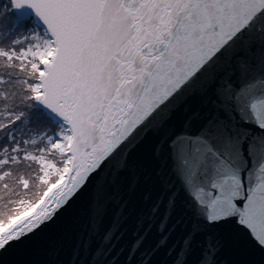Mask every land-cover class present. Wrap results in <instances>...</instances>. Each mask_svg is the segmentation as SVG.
<instances>
[{
    "label": "snow or ice",
    "instance_id": "snow-or-ice-1",
    "mask_svg": "<svg viewBox=\"0 0 264 264\" xmlns=\"http://www.w3.org/2000/svg\"><path fill=\"white\" fill-rule=\"evenodd\" d=\"M257 41L264 48V0H0V256L91 186L80 246L95 239L90 264H118L120 193L135 191L129 158L149 135L162 191L147 217L159 239L140 251L151 230L141 220L123 264H151L168 245L184 223L169 226L178 200L192 223L168 249L172 264L227 224L264 256V59L257 70L248 58ZM222 246L206 235L198 264H218Z\"/></svg>",
    "mask_w": 264,
    "mask_h": 264
},
{
    "label": "water",
    "instance_id": "water-1",
    "mask_svg": "<svg viewBox=\"0 0 264 264\" xmlns=\"http://www.w3.org/2000/svg\"><path fill=\"white\" fill-rule=\"evenodd\" d=\"M248 58L259 70L261 60L264 59V48L258 41ZM155 139L149 135L129 158L130 163L136 168L139 183L136 185L135 191H129L127 183H125L120 193L127 207L124 209L121 223L123 238L115 244V251L112 253L113 256H116L117 252L122 250L118 264H123L127 257L134 241L133 232L141 220L144 223V230L148 228L151 230L147 232V239L140 251L154 248L159 239L157 228L154 226L158 223V218L153 220L150 225L147 217L149 207L162 191L160 182L155 175L158 164L152 157ZM148 193L151 194V200L145 202L143 197ZM90 203L91 186L81 192L56 221L38 234L32 242L0 256V264H90L97 241L94 239L91 248L87 251L80 246L81 238L87 234ZM115 212V206L110 205L101 225V234L111 225ZM161 212H163V208H161ZM178 217L184 223L176 227L168 245L160 248L151 256V264H172L175 259V253H172L171 256L168 255V249L187 234L192 223L191 213L184 211L179 200L177 210L169 222L170 227L174 226ZM209 234L220 239L223 245L216 256L218 264H264V256L253 246L249 239L250 234L244 229L237 230L234 224L214 226L207 232L198 234L193 241L192 250L188 254L187 264H198L202 252L201 246L205 241V236ZM139 254L138 252L137 256ZM133 264H135V260Z\"/></svg>",
    "mask_w": 264,
    "mask_h": 264
},
{
    "label": "trees",
    "instance_id": "trees-1",
    "mask_svg": "<svg viewBox=\"0 0 264 264\" xmlns=\"http://www.w3.org/2000/svg\"><path fill=\"white\" fill-rule=\"evenodd\" d=\"M6 23H7L9 26H11V24H12V18H11L10 16H9V17H6ZM48 130H49V126L46 125V124H43V123L36 125V126L34 127V129H33L34 133L37 134V135H36V138H37V139H39V137H38V133H40V132H44V131H48ZM24 171H25L26 173L28 172L27 169H24ZM8 182L11 183L10 178L8 179ZM0 195H3V193H0ZM3 203H4V201L0 200V208H3Z\"/></svg>",
    "mask_w": 264,
    "mask_h": 264
}]
</instances>
